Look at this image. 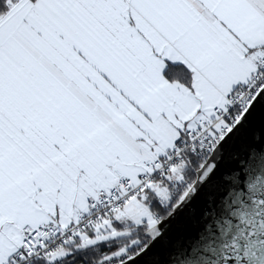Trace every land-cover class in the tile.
<instances>
[{"label": "snow or ice", "instance_id": "snow-or-ice-1", "mask_svg": "<svg viewBox=\"0 0 264 264\" xmlns=\"http://www.w3.org/2000/svg\"><path fill=\"white\" fill-rule=\"evenodd\" d=\"M0 264H264V0H0Z\"/></svg>", "mask_w": 264, "mask_h": 264}, {"label": "trees", "instance_id": "trees-1", "mask_svg": "<svg viewBox=\"0 0 264 264\" xmlns=\"http://www.w3.org/2000/svg\"><path fill=\"white\" fill-rule=\"evenodd\" d=\"M91 256V254H89Z\"/></svg>", "mask_w": 264, "mask_h": 264}]
</instances>
